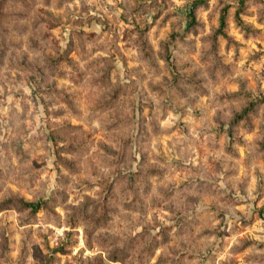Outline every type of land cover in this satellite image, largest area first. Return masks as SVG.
Wrapping results in <instances>:
<instances>
[{
  "label": "rangeland",
  "instance_id": "1",
  "mask_svg": "<svg viewBox=\"0 0 264 264\" xmlns=\"http://www.w3.org/2000/svg\"><path fill=\"white\" fill-rule=\"evenodd\" d=\"M122 258L264 264V0H0V264Z\"/></svg>",
  "mask_w": 264,
  "mask_h": 264
},
{
  "label": "trees",
  "instance_id": "2",
  "mask_svg": "<svg viewBox=\"0 0 264 264\" xmlns=\"http://www.w3.org/2000/svg\"><path fill=\"white\" fill-rule=\"evenodd\" d=\"M225 15H226V10L223 11V15H222V25L225 23ZM254 104H257L255 102H251L250 105H254ZM248 109H251L250 107ZM246 109V111L248 110ZM26 205L28 206H34L33 204H30V203H26ZM86 234H87V238H89L90 236H92V231L91 232H88V230L86 229ZM114 259H117L116 257H114ZM118 260V259H117ZM117 260H114V261H117ZM98 261V260H97ZM96 261V262H97ZM122 263L126 264V260L124 258H122V260H120ZM87 262H91L90 260H87ZM101 262H103V260H101ZM104 263V262H103Z\"/></svg>",
  "mask_w": 264,
  "mask_h": 264
}]
</instances>
